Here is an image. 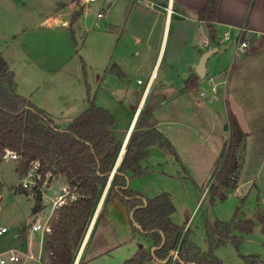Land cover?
<instances>
[{"label": "crops", "instance_id": "crops-1", "mask_svg": "<svg viewBox=\"0 0 264 264\" xmlns=\"http://www.w3.org/2000/svg\"><path fill=\"white\" fill-rule=\"evenodd\" d=\"M97 1L99 0L92 3ZM107 1L108 0H103V3L96 6L97 14L94 22L90 20L91 11L94 9L90 4L87 8L83 7L82 14L74 24L78 29L83 30V34H81V36L85 38L83 48L85 50L87 49V53L84 55L85 62L91 64V66H98V82L101 79L105 80L109 77L107 74L102 76V74L105 72L107 73L108 70L110 71L111 77L123 84L126 89H128L129 83L134 79H136L138 84H142L144 81L146 82L136 106L130 111V119L125 127H117L118 118L111 107L104 103H97L100 106L108 108L114 114L116 117L115 128L117 127L118 131L124 132L123 139L119 138L123 140V142L127 140V144L132 131L137 126L141 117L157 127L171 142V136L168 131L162 129V125L172 124L174 122H170L172 120L169 118L168 114H158L157 110L161 108L164 103L167 104V102L178 101L179 106H181V112L178 116L181 117V115H183L182 118H186L188 111L186 105H190V102H193V97H195V92H197V90L199 91L200 87H204V78L208 74V62L213 60L211 65L214 66L217 61L223 59L227 65H230L234 60L233 67L236 68H233L230 74H228L227 71H218L217 76L220 80L216 84L210 83L218 89L216 96L212 90L216 102L221 94L224 96V109L221 110L222 108L217 107L220 111L217 108L215 110L212 105L214 102L208 99L207 105V100L201 99L197 100L195 110L199 116L205 115V111L207 110L211 111L210 115L208 112V137L206 136L204 138L205 140L208 138V142L213 144V146H222V148H224L226 141L230 137L229 128L226 129L224 127L225 124L229 126L228 108L232 109L237 115L242 129L246 132V137L240 151V167L237 170L238 185L236 188H230L238 189L241 182L240 174L247 159L253 154L255 157H258V159L264 158V118H262V115H264V0H220L217 19L214 22L217 34L216 45L210 40L208 23L202 20L198 13V11L206 5L207 0H111L109 8L106 9L105 6ZM28 3L29 0H0V16L4 15L6 18L24 19L26 15L31 12V9H34V6ZM78 7L77 2L74 0H72L70 4L61 2V4L56 7L55 12H53L57 17H52V27L39 25L38 28L34 27L32 29L31 27V29L28 30L30 32L27 31L28 34H32L34 37L33 39H30V36L26 38V41L28 40L29 42L26 45V50L31 53V55L33 54L32 52H35V49H33L34 47L31 48L32 45L30 44L35 43V38L38 37L39 39L42 38L46 40L48 44L45 47L46 49L43 50L42 56L46 57L45 54H49L47 53V49L49 52L52 51V53H50L52 58H49L48 65L43 67V69L46 70L48 68L47 66L52 67V73H54V71H58L61 67H66L70 62L71 58L69 59L68 57L74 46L71 32L73 26L70 25V22L74 12L78 10ZM68 8H72V11L67 15L65 10ZM101 10L105 11L104 17L100 19V24L97 25V21L99 20L98 13ZM56 19L57 22L61 21V23H57ZM73 31L74 34H76L74 28ZM244 32L247 33L249 47L243 56L237 57L235 55V48ZM51 34L52 45H50L51 43L47 40L50 39L48 36H51ZM92 35L93 38L89 45V39ZM229 42L230 46L222 51L221 47ZM214 46H218L219 50L209 57L206 63V76L200 77L196 73V67L202 55ZM67 50H69L70 53L65 55ZM214 70L215 69L212 67L211 71ZM193 74L198 78L197 86L195 88L186 89V81ZM15 79L17 91L28 97L37 106L46 110L58 125L60 124L54 116L68 112L70 108H72V112H76V114L79 112L81 113L88 107V101L91 98L90 82L88 79L86 80V87L88 89L87 97L82 96L79 102L70 106L69 104H65V102L59 103V98L57 99L55 94H52L51 90L43 94L37 93L36 88L40 86L37 87L36 81L35 85H30V87H28L27 92H21L19 91L20 83L17 79V74ZM33 79L38 80L36 76L33 77ZM139 80L142 82L139 83ZM220 84H222V86H220ZM101 88L105 89V86L99 84L95 96L97 100L100 99L99 90ZM201 92L200 94L202 96H207V94ZM154 93V103L149 106L146 113H144L147 100ZM208 97L211 96L209 95ZM65 108L68 109L62 112ZM218 112H220V114H218ZM156 113L157 115L155 116ZM202 119V117H199V122L202 121ZM177 120L182 126L184 125L183 127L190 128L186 123L179 122V119ZM68 123L64 125L61 124L60 126L65 127ZM202 127H204V125ZM251 137H254L253 141L250 140ZM118 166L119 164L115 167V172ZM131 175L132 171H129L127 178ZM113 176L114 174L110 176V183L107 191L105 195L101 197L98 207L96 208L98 211L94 223L92 224L93 227L91 226L84 241L81 251V258L84 261V247L90 239L96 227V223L102 212H104L107 204L110 205L113 214L116 210L120 212V215H125V211L127 210L129 216L132 218L127 206L119 198H113L109 202L104 203ZM59 179L63 184L62 188L68 187L67 181L63 175L56 176L52 184L57 180L59 181ZM130 184L131 179H129L128 182L129 186ZM221 189L223 190L226 188ZM61 192L62 189L57 195L52 197V214L58 211V209L53 210V201ZM116 218L117 216L115 214H108V221L115 220ZM172 219L178 224L174 219V213L172 214ZM91 220L85 229L80 232V237L76 242V247L77 244H79L78 246H80V249ZM132 228L133 237H130V239L132 241H137L136 238L139 233H134L133 222ZM187 229L190 230L188 225L184 226L182 234ZM33 237L34 235L22 234L20 242L10 250H14L17 253H42L41 245L34 247ZM145 239L148 248L151 243L146 237ZM139 243L140 241L138 240L132 255L142 247H146L144 244L139 245ZM154 250L155 249L152 248V251ZM132 255H130V257ZM155 260L163 264L166 263V260Z\"/></svg>", "mask_w": 264, "mask_h": 264}, {"label": "rangeland", "instance_id": "rangeland-1", "mask_svg": "<svg viewBox=\"0 0 264 264\" xmlns=\"http://www.w3.org/2000/svg\"><path fill=\"white\" fill-rule=\"evenodd\" d=\"M71 1L32 0L31 2L29 0L30 4H28L34 6V9H31V12L24 19L0 16V54L7 59L10 67L15 72V78L17 74L20 83L19 91L27 92L28 87L35 85L36 81L37 87L40 86L36 88L37 93L43 94L51 90L52 94H55L57 99L59 98V103L65 102L69 106L79 102L82 96L87 97L86 80L88 79L90 82V99H94L96 104L104 103L111 107L118 118L117 127H125L130 119V111L136 106L146 82L143 80L144 83L138 84L134 79L129 83L128 90L123 84L111 77L109 70L107 73L102 74V76L107 74L109 77L98 82V66H91V64L85 62L84 55H86L87 49L83 48L85 43V38L81 36L83 30L78 29L73 24L76 31V34H73L71 30L74 46L71 53L69 50L65 52V55L70 53L68 57L71 58L70 62L66 67L58 68L59 70L54 71V73H52V67L47 66L46 70L43 69L48 65L49 58H52V55H50L52 51L49 52L48 49L47 53L49 54H45L46 57L42 56L43 50L48 45L46 40L39 39V37L35 38V43L30 44L32 45L31 48L34 47L33 49H35L32 55L26 50V45L29 43L26 38L28 36H30V39L34 38L32 34H28L30 32L28 30L31 27L32 29L34 27L38 28L39 25L52 27V17H57L53 13L56 7L61 2L70 4ZM110 1H107L106 9L109 8ZM100 3H103V0L91 3L94 9L91 11L90 20L93 22L97 14L96 6ZM77 5L82 6L81 0L77 2ZM71 9H66L65 13L70 14ZM57 23H61V21ZM48 37L50 39H46L52 45V34ZM92 38L93 35L89 39V45ZM212 62L213 60L208 62V74L204 78V87H200V90H197L198 93L195 92L194 94L193 102L186 105L188 110L186 118H182L183 115L178 116L181 112L178 101L164 103L157 110L158 114H168L172 120L170 122H174L162 125V129L168 131L171 136L170 140L174 151L159 143L152 145L148 157L142 162L143 168L148 172L145 175L133 177L130 187L150 198L164 191L168 192L176 208L174 219L180 226L188 225L190 228L189 240L202 251L209 250L206 233L207 222L229 221L239 209V217L247 218V216H250L255 220L252 231L234 232L241 237L239 246H236L232 241L227 242L215 249V255L223 261V264H245L244 257L248 255H257L264 262V225L256 218L257 208L264 209V158L258 159L253 154L247 159L240 174L239 188L222 190L226 194V199L222 200L220 196H214L212 201V194L208 190L214 179L210 177V174L216 168L217 161L224 148L213 146L208 142V138L205 140L204 137H208V112L210 115L211 111L207 110L205 115L199 116L195 110V105L197 100L201 99L207 100L208 105L209 99L214 102L211 104L215 110L217 107L223 110L224 96L221 94L216 102L212 92L214 85L210 84L209 78L212 77L213 83L216 84L220 80L217 76L218 71H227L230 74L231 70L236 68L233 67L234 60L230 65H227L223 59L217 61L214 66L211 65ZM212 67L215 69V73L211 71ZM35 76L38 80L33 79ZM99 84L105 86V89L101 88L99 90L100 99L97 100L95 96ZM201 91L207 96H202ZM154 95L155 93L148 98L144 113L154 103ZM209 95L211 97H208ZM219 108L217 109L220 111ZM67 109H63L62 112ZM72 111L73 109L70 108L68 112L53 116L60 125H64L80 113L76 114ZM199 117L203 118L200 122ZM262 118H264V115H262ZM177 119H179V122L189 125L190 128L183 127L184 125L178 123ZM203 125L204 127H202ZM117 127V134L123 139L124 132L118 131ZM250 140L253 141L254 137H251ZM18 164V159L3 158L0 161V179L2 182L0 190V227L4 225L9 228L8 232L0 237V251L14 248L20 242L22 234L34 235V247L41 245L43 264H52L50 253L44 245L46 235H43L40 231H34L29 224L35 220L45 222L51 215L52 197L61 191L63 184L59 179L53 184L51 182L45 188L46 195L43 199L45 207L35 219V215L32 213L35 202L34 196L17 190L19 184L24 181V178L20 176L16 169ZM108 214H115L118 220L108 221ZM114 214L110 205L107 204L84 247L85 264H123L132 255L138 240L140 241L139 245L144 244L147 247V241L142 234L138 235L137 241L130 239V237H133V228L128 211H125V215H120V212L115 210ZM56 215V212L51 215V221ZM79 237L80 234H78L77 240ZM78 245L77 247L80 249ZM143 264L163 263L152 259Z\"/></svg>", "mask_w": 264, "mask_h": 264}, {"label": "trees", "instance_id": "trees-1", "mask_svg": "<svg viewBox=\"0 0 264 264\" xmlns=\"http://www.w3.org/2000/svg\"><path fill=\"white\" fill-rule=\"evenodd\" d=\"M79 2L80 0H74ZM220 0H207L198 11L202 20L208 23L210 40L217 44L214 22L217 19ZM83 6H79L72 16L70 25L80 17ZM73 34V28H71ZM244 32L241 40L247 41ZM197 76L191 75L186 81V89L197 86ZM230 137L219 156L214 178L209 192L226 199L221 188H236L237 170L240 167V151L246 132L242 129L237 115L228 108ZM116 117L106 107L89 100V105L67 126L61 127L50 114L37 106L28 97L17 91L15 72L7 59L0 54V161L8 150L19 155L17 171L22 178L32 168V162L38 161L36 185L33 187V215L44 209L45 188L56 176L63 175L71 192H77L76 199L58 208L52 221V231L44 240L52 263L72 264L77 254V236L82 232L98 207L103 192L120 153L123 140L117 134ZM159 143L174 151L171 142L149 121L140 118L131 133L127 148L121 158L117 171L104 203L119 198L127 206L132 216L134 233L142 234L151 245L142 247L123 264H143L152 259L166 260L172 264V252L179 248L178 258L173 264H223L215 255V249L227 243L240 244V236L235 231H252L255 220L241 218L238 209L229 221H208L206 224L208 251H202L189 240L187 229L172 219L176 208L168 192L155 197H145L141 192L128 185L129 179L145 175L148 171L141 162L149 155L152 145ZM132 175L127 178L128 172ZM2 182L0 179V190ZM19 192L29 194V189L19 184ZM256 218L264 225V209L257 208ZM137 223L138 226H135ZM77 234V235H75ZM152 248H155L152 251ZM245 264H262L257 255L244 257ZM79 264H85L81 258Z\"/></svg>", "mask_w": 264, "mask_h": 264}, {"label": "built area", "instance_id": "built-area-1", "mask_svg": "<svg viewBox=\"0 0 264 264\" xmlns=\"http://www.w3.org/2000/svg\"><path fill=\"white\" fill-rule=\"evenodd\" d=\"M94 1L96 0H81V3L84 8H87ZM104 13H105L104 10H101L98 13L99 20L97 21V25L100 24V19L104 17ZM248 47H249L248 41L240 40L236 45L235 55L237 57L243 56L248 50ZM213 81H214L213 78L210 77L209 82L213 83ZM141 82L142 81L139 80V83ZM212 90L216 96L218 93L217 87L213 86ZM4 158L5 159H9V158L18 159L19 155L14 151L8 150L6 154L4 155ZM38 167H39L38 161L32 162V168L28 171V173L24 177V181L22 182L23 186L29 189V193H30V190H32V192L30 193V195L32 196H33V187L36 185V171ZM44 195H46L45 192H44ZM78 195L79 194L77 192H71L69 187H63L62 192L53 201V210L58 209L63 204H66L67 202L76 199ZM51 215H53L52 212H51ZM51 215L45 220V222H37L35 220L34 222H31L29 226L34 231H40L43 235H47L51 233L52 231V221L50 218ZM37 216L38 215H35V219H37ZM8 230L9 228L7 226H1L0 227V237L6 232H8ZM173 252L174 253H172V264L178 258L179 248L175 249ZM80 260H81V254L78 255L77 253L72 264H79ZM0 264H43L42 253H39V254L32 253V252L17 253L14 250L0 251ZM52 264H56V263H52Z\"/></svg>", "mask_w": 264, "mask_h": 264}, {"label": "water", "instance_id": "water-1", "mask_svg": "<svg viewBox=\"0 0 264 264\" xmlns=\"http://www.w3.org/2000/svg\"><path fill=\"white\" fill-rule=\"evenodd\" d=\"M229 46H230V42L227 43V44H224V45L221 47V50L224 51V50H225L226 48H228ZM218 50H219V47H218V46H214V47L210 48L208 51H206V52L202 55V57H201V59H200V61H199V64H198V66L196 67V73H197L200 77H205V76H206V63L208 62L209 57H210L212 54H214L216 51H218ZM225 128H226V129L229 128L228 124H225ZM123 153H124V150L121 151L120 154L118 155V158H117L116 164H115V166H114V169H115V167L119 164V162H120V160H121V158H122V156H123ZM114 169H113L111 175L115 173V170H114ZM109 183H110V178H109V182L107 183L106 188H105V190H104L102 196L105 195V193H106V191H107V188H108V186H109ZM31 192H32V190H30V193H31ZM135 226H138L137 223H135ZM153 249H155V248H153ZM172 253H174V252H172Z\"/></svg>", "mask_w": 264, "mask_h": 264}, {"label": "bare ground", "instance_id": "bare-ground-1", "mask_svg": "<svg viewBox=\"0 0 264 264\" xmlns=\"http://www.w3.org/2000/svg\"><path fill=\"white\" fill-rule=\"evenodd\" d=\"M126 146H127V140H126L125 142H123V145H122V147H121V151L125 150ZM121 151H120V152H121ZM116 160H117V159H116ZM97 211H98V210H96V212H95V214H94V216H93V218H92V220H91V222H90V224H89V227H88V229H87V232H86L85 238H84V240H83V242H82V244H81V249H79V251H78V255L81 254V251H82V249H83L82 247H83V245H84V241H85V239H86V237H87V235H88V233H89V231H90V229H91L92 224L94 223V219H95V216H96ZM92 227H93V226H92Z\"/></svg>", "mask_w": 264, "mask_h": 264}]
</instances>
